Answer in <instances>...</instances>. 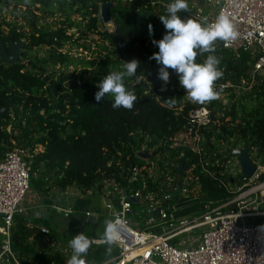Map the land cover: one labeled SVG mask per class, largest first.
Returning <instances> with one entry per match:
<instances>
[{"label":"trees","instance_id":"trees-1","mask_svg":"<svg viewBox=\"0 0 264 264\" xmlns=\"http://www.w3.org/2000/svg\"><path fill=\"white\" fill-rule=\"evenodd\" d=\"M107 1L29 0L26 4L25 0H0V10L12 6L17 11L19 6H24V12L31 13L32 17L38 16L35 14L37 10L60 16L61 20L55 23V29L37 28L33 25V32L28 37L25 48L48 47L52 50L43 62H69L71 57L69 53L62 51L64 47L79 44L80 39L92 35L99 36L102 48L109 51V56H116L115 68L133 59L140 62L137 69V75L141 77L140 83L135 82V77L126 80V86L137 96L133 108L128 110L113 109L114 100L110 95L99 104L95 100L97 84L109 73L106 71L105 61L99 64L96 60H90L85 63L87 65L84 68L87 69L80 71L75 81L68 83L73 73L54 80L50 76L44 77L46 69L37 63L31 62L42 73L27 70L22 58L12 65L3 63L0 59V161L6 152L15 147L35 151V147L41 145L43 150L34 154L31 163V188L41 194L50 193L53 186L63 192L71 187L83 193L95 186L100 190V183L105 178L114 177L127 188V167L142 164L136 152L142 149L144 142L152 149L173 137L183 129L189 110L201 105L188 101L179 114L167 106L168 98H173L175 106H180L185 97L178 75L172 70L167 90L161 91L163 81L158 79L161 66L149 57L159 51L152 41H158L166 34L165 26L159 19L166 12L140 8L138 3L112 0L114 5L110 12L115 27L101 29L100 5ZM181 16L186 18L185 15ZM2 23L0 21V44L8 45L11 39L17 42L26 37L16 25L5 33ZM149 24L154 29L152 35L149 34ZM73 28H77L80 34L78 38H75V34L68 33ZM220 43L221 41L216 42V52L212 53L221 59L220 68L224 72L223 77L217 81L229 80L231 83L241 84V80L246 79L251 82L249 71L252 56L242 51L230 54ZM207 55L208 53L198 55L197 62L202 63ZM97 64L93 75L88 76L89 69ZM255 82L248 93L243 92L237 102L229 104V110H226L229 121L225 119L226 116H217L215 119L218 123L204 131L206 153L200 157L185 149L186 157L180 159L186 167L197 163L194 172L199 177L206 200L221 203L231 198L232 195L218 180L222 179L220 173L224 170L221 165L227 160L225 155L229 154L230 159L234 149L250 146L251 156L264 164V79L258 78ZM234 97L236 95L231 98ZM212 102L213 114L216 115L218 105ZM147 137L150 141H147ZM231 140L234 143L229 145ZM226 144L229 145L227 148L224 147ZM161 149L167 153L170 151L167 160L178 154L177 150H171L167 145ZM220 149H227V152L222 153ZM188 157L191 159L189 162ZM200 159L210 163L218 161L217 166L210 167L216 172V178L203 171ZM110 161H113V165L108 167ZM118 162L125 165L124 171L117 165ZM154 186L149 180V187ZM131 187L137 190L142 185L135 183ZM73 207L78 212L97 208L91 197L77 198ZM196 209H199V205L194 206L193 210ZM29 222L46 226L42 225V222H46L42 216L28 213L15 216L12 248L20 263L65 264L60 253L49 254L39 248L35 237L39 238L42 234L38 229H31ZM117 255V247L113 248L109 257L107 245H102L89 250L85 259L87 264H105L106 260Z\"/></svg>","mask_w":264,"mask_h":264},{"label":"built area","instance_id":"built-area-1","mask_svg":"<svg viewBox=\"0 0 264 264\" xmlns=\"http://www.w3.org/2000/svg\"><path fill=\"white\" fill-rule=\"evenodd\" d=\"M118 1L138 3L140 8L154 9L156 12H166V6L171 2ZM187 2L189 12L181 13L186 17L213 22L221 12L230 15L240 36L227 47L223 42L220 44L226 50L235 53L242 51L252 56L253 62L249 71L252 81L244 79L241 84H234L229 80L216 81V89L221 92L219 99L214 100L220 105L217 106L216 115L213 114V102L196 106L189 110L186 123L180 132L152 149L147 147V143L142 149H138L136 155L142 164L127 167V188L115 177L105 178L100 183V190L95 186L83 193L71 187L69 189H73L76 195L70 207L55 205L53 208L56 212H62L65 218H69L78 213L73 207L77 198L91 197L94 201L95 196L100 195L104 199L105 208L111 212L112 219L119 217L121 221L123 239L115 246L119 249V255L110 259L111 264H264V221L260 220L264 218V164L251 156L257 166L252 176L244 175L241 167L238 173H230L226 165L229 162V154H226L227 163L221 165L224 170L220 173L222 179L218 181L232 196L218 203L204 199L202 185L194 172L197 163L186 167L180 162V159L186 157L185 149L202 157L206 153L204 131L218 123L215 119L217 116H226L229 104L232 105L240 99L237 92L241 88L247 87L251 90L257 82L256 79H264V0ZM184 95L182 105L171 107L176 114L182 112L189 101L186 92ZM232 95L236 97L232 99ZM225 119L229 121V116ZM147 141H150L149 137ZM166 145L171 150L178 151L175 158L167 160L170 151L167 153L161 149ZM216 146L218 147V144ZM228 146L226 144L224 147ZM144 151H148L149 156L142 157L140 154ZM220 152H227V149H220ZM35 153L36 151H31L30 148L15 147L6 152L0 161V213L4 214L0 225V264H22L12 248V229L15 216L29 210L23 205L31 189L32 168L28 159H33ZM190 160L188 157L187 162ZM200 164L203 171L216 178V172L210 167L217 166L218 161L210 163L200 159ZM237 164L240 166L238 160ZM112 165L113 161H110L108 167ZM117 165L123 171L126 169L120 162ZM180 165L185 167L182 172L178 171ZM149 180L155 184L153 188L149 187ZM135 183H141L142 188L134 190L131 185ZM134 204L146 207L139 214V217L145 220L144 228L140 222L132 221L129 217L135 211ZM196 205H199V209L193 210ZM97 208L84 211L89 222L92 219H96V223L99 221L100 209ZM28 226L40 230L45 237L51 234L50 229L45 226L32 222H29ZM149 226L153 228L150 229ZM198 230L200 233H197ZM184 235L186 237L183 238ZM89 238L93 240L89 250L106 245L102 237H96L93 233Z\"/></svg>","mask_w":264,"mask_h":264},{"label":"clouds","instance_id":"clouds-1","mask_svg":"<svg viewBox=\"0 0 264 264\" xmlns=\"http://www.w3.org/2000/svg\"><path fill=\"white\" fill-rule=\"evenodd\" d=\"M25 3H29V0H25ZM188 12L187 0H171L167 4L166 14L159 16L166 34L162 39L152 41L159 51L149 59L161 65L158 71V79L163 81L161 91L167 90L171 69L178 75L179 84L185 90L188 100L193 104L203 105L219 99L221 94L216 89V81L223 77L224 72L220 68L221 59L212 54L216 52V42L221 41L227 47L239 38L240 32L230 15L224 12L217 15L213 22L191 17L182 18L181 13ZM148 29L152 35L154 29L151 24L148 25ZM205 53H208L206 58L202 63H198V55L202 56ZM139 67L140 62L133 59L124 63L123 70L110 71L97 84L98 91L95 94L97 104L110 95L114 100L113 109L131 110L137 96L126 86V80L135 77V82L139 84L141 80L140 75H137ZM175 103L173 98L167 99L169 108L174 107ZM102 239L111 257L113 248L123 239L119 217L105 220ZM92 244L93 240L83 232L75 235L69 242L72 254L67 264H87L85 257ZM105 264H111V260H106Z\"/></svg>","mask_w":264,"mask_h":264},{"label":"rangeland","instance_id":"rangeland-1","mask_svg":"<svg viewBox=\"0 0 264 264\" xmlns=\"http://www.w3.org/2000/svg\"><path fill=\"white\" fill-rule=\"evenodd\" d=\"M25 10L26 7L24 6H19L17 8V11L12 6H10L8 9H2L0 10V21L3 22L2 29L5 33H8L11 27L16 25L17 29H20L26 35V37L21 40L22 43H24L25 45L20 50V58H22V62L27 65V70L42 73V70L40 68L36 69L35 67L32 66L31 62H34L46 69L45 70L46 73L44 74V77L50 76L54 80L59 79V77L61 76L73 73V76L70 78L68 83L75 81L79 72L87 69L84 68V66L87 65L85 63L90 62V60L91 61L96 60L97 63L99 64L102 63V61L107 62V64L105 63L106 64L105 67L107 69L106 71L109 72L123 70V65H120L117 68L114 67V63L117 62L116 56L115 57H113V55L109 56V51L102 48V42L99 36L97 35H92L89 38L80 39L79 44L66 45L62 51L64 53L66 52L69 53L71 57V60L69 62H66L64 64L62 63L53 64L51 62H43V59L48 57V55L52 53V50H50V48L48 47H40L33 49L25 48L28 43V37L33 32V25H35V27L37 28L55 29V23L60 21L61 18L59 15H51L49 13H44L42 10L35 11V14L38 16L32 17L33 15L31 13L24 12ZM31 10L34 9L32 8ZM74 18L76 17L74 16ZM113 23L110 24L109 26L100 22V27L101 29L111 28V27L114 28L115 24ZM74 30H77V28L69 30L68 33L70 34L73 33L75 34V38H78L80 34L78 31L74 32ZM0 48H1V44H0ZM6 48L8 50L9 44L6 45ZM227 52L230 54L235 53L229 50H227ZM23 53H25L24 56ZM117 58L119 59V57ZM109 59L112 60L108 61ZM97 66L98 64L94 68L89 69L87 75L92 76L93 75L92 73L94 70H96ZM169 72H171V69H169ZM171 74L174 75L175 73H171ZM68 83H65V85L67 86ZM249 91L250 88L245 87V88H241V90L238 91L237 94L239 98H241L240 96H242L243 92L248 93ZM9 129L12 128L9 127ZM145 142L143 146H146ZM233 143L234 141L231 140V142H229V145ZM42 150L43 147L41 145L35 147V151L37 153ZM250 154L252 153L250 152ZM237 160H238L237 157L235 155H232L229 159V162L228 163L226 162L228 172L238 173L240 171L241 166L237 164ZM28 162L32 163V159H28ZM34 191H35L34 188L30 189V191L27 194L26 202L23 206H29V205L31 206V203L32 204L36 203L35 208L37 211L40 209V207H42V205L40 204L42 203V201L48 202L54 200L56 201V203L58 204L60 203L61 206H67L69 205L70 197L74 199L76 195L74 193V190L72 189L63 192L54 186L51 188L50 193L47 192L43 194L40 193L39 194L40 196ZM51 192L53 193L52 196H51ZM62 195L68 196L69 200L65 199ZM94 204L100 209V218L97 224L90 223L88 219L85 217L84 211H79L77 214H74L69 218H65L62 212H52L50 214V218L46 222H43L46 226L50 228L51 230L50 236L45 237L41 235L40 238L35 237L39 245V248L49 254L55 252L60 253V255L65 259V264H67V260L71 257L72 254V250L69 247V242L75 235L83 232L88 237H90V235L93 233L95 234L96 237L101 238L104 232L105 220L112 219V216H111V212L105 208L104 199L100 195L95 196ZM145 208L146 207H143L141 205H136L135 211L129 215L132 221L140 222L142 228H144L145 226V220L141 219L139 217V214L140 211L143 209L145 210ZM41 209H43V207ZM260 220L264 221V218H261ZM0 225H2L1 217H0ZM83 226H85V228H83ZM149 227L150 229L153 228L151 226ZM197 233H200V230H198ZM184 237L186 236L184 235L183 238ZM54 242L55 245L53 246Z\"/></svg>","mask_w":264,"mask_h":264},{"label":"water","instance_id":"water-1","mask_svg":"<svg viewBox=\"0 0 264 264\" xmlns=\"http://www.w3.org/2000/svg\"><path fill=\"white\" fill-rule=\"evenodd\" d=\"M114 3L112 0H108L107 2H103L100 6V17L104 24L109 25L113 23V18L111 16V8L113 7ZM24 43L21 40L15 42L13 39L9 42V48L7 50L6 44L2 43L0 48V57L4 63H8L10 65L15 64L19 61L20 58V50L24 47ZM157 63V62H156ZM158 64V63H157ZM159 65V64H158ZM161 66V65H159ZM251 147L246 146L244 149H235L233 151V155H235L240 163L242 173L246 176H252L257 168L256 164L254 163L251 154ZM142 157H147L148 151H144L140 154ZM178 171H184L183 165H180ZM137 203V201H134ZM4 216V214L0 213V217ZM2 253L0 247V254ZM4 258L6 259L7 256L5 255Z\"/></svg>","mask_w":264,"mask_h":264},{"label":"crops","instance_id":"crops-1","mask_svg":"<svg viewBox=\"0 0 264 264\" xmlns=\"http://www.w3.org/2000/svg\"><path fill=\"white\" fill-rule=\"evenodd\" d=\"M69 190V189H68ZM67 190V191H68ZM73 190V189H72ZM34 192H36L38 195L40 194L39 192H37V191H34ZM66 192V191H65ZM52 192H51V196H52ZM40 196V195H39ZM65 199H67V200H69V198H68V196H64V195H62ZM72 202H73V198L72 197H70V201H69V205H71L72 204ZM25 204V203H24ZM35 204L36 203H31V206L29 205V206H25V207H28L29 208V210H28V214H31V215H34V216H42L43 217V219L44 220H48L49 218H50V214L52 213V212H56L55 210H54V208H53V206H55V205H57V206H60V207H65V208H68V207H70L69 205H67V206H61V204L59 203H56V201H54V200H51V201H42V203H40L41 205H42V207H43V209H41L42 207H40V209L37 211L36 210V206H35ZM75 214H77V213H75ZM74 215V214H73ZM95 220L96 219H92V223L94 222V223H96L95 222ZM43 223V222H42ZM97 224V223H96ZM42 225H45L44 223L42 224ZM45 227H47V226H45ZM83 228H85V226H83ZM40 238V237H39ZM51 238V237H50ZM35 241H36V239H35ZM54 245H55V242H54ZM53 245V246H54Z\"/></svg>","mask_w":264,"mask_h":264}]
</instances>
